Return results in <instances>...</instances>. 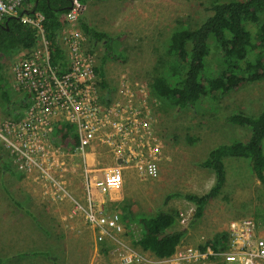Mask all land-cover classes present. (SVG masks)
<instances>
[{"label": "rangeland", "instance_id": "1", "mask_svg": "<svg viewBox=\"0 0 264 264\" xmlns=\"http://www.w3.org/2000/svg\"><path fill=\"white\" fill-rule=\"evenodd\" d=\"M210 2L88 0L83 5V20L92 28L107 33L112 38V49L122 56V60H106L104 75L110 88L107 91L108 104H124L131 98L133 108L141 112L140 117L143 118L142 104L146 100L152 124L149 128L161 146L157 156L160 177L141 180L133 169H125L122 202L105 204L104 215L118 212L125 205L131 207L133 215H150L160 209L183 214L194 212L195 207L183 199L174 198L165 206L164 202L172 194H206L214 183V175L202 169L200 164L209 150L248 137L247 131L229 124L227 117L236 112L256 116L264 105V82L245 85L237 92L193 109L168 107L152 99L150 81L159 60L165 61L171 31L186 25L198 26L207 17ZM85 48L95 54L99 63L102 45L93 47L88 41ZM24 54L25 51L13 52L1 59L2 81L10 92L11 67ZM211 63L214 64L215 60ZM100 93L103 97L106 94L104 90ZM129 95L132 97L128 98ZM11 97L19 100L12 92ZM0 115L3 116L1 110ZM0 155V259L4 264H124L117 249H133L147 260L153 259L149 253L137 249L128 235L119 236L115 241L106 238L96 245L81 213L73 214L75 202L87 205L89 198L98 205L102 204V197L106 200V196L87 188L84 171L115 166V156L107 148L96 145L90 150L88 167L83 165L80 157L68 164L66 185L71 199L66 198L60 204L43 198L31 179L19 181L12 173L3 171V161L9 163L10 160L2 148ZM224 165V188L206 205L203 217L189 228L188 225L181 226L178 220L176 226L168 231L186 230L181 246L199 248L208 245L216 236L226 232L229 222L246 218L254 220L259 234L264 237V186L251 173L248 160L225 159ZM10 166L13 168L11 163ZM132 229L133 235L138 237L140 226L133 223ZM101 246L106 249L102 250ZM44 253L47 255L43 256ZM204 264L227 263L216 259Z\"/></svg>", "mask_w": 264, "mask_h": 264}, {"label": "built area", "instance_id": "2", "mask_svg": "<svg viewBox=\"0 0 264 264\" xmlns=\"http://www.w3.org/2000/svg\"><path fill=\"white\" fill-rule=\"evenodd\" d=\"M26 1L0 0V25L17 19L35 32L36 39L34 47L25 50L22 59L12 65L8 84L12 93L26 97L27 108L19 118L0 116V148L7 153L12 166L23 179L29 178L38 186L43 198L59 204L66 198L71 199L66 185L68 164L80 157L83 165L88 167L89 151L96 145L107 148L115 156L116 165L85 169L84 181L88 189L96 190L101 196L121 193L123 171L128 168L133 169L141 180L158 179L161 170L157 156L161 146L149 128L152 124L147 102L142 104L145 113L142 118V113L133 108L132 95L124 104H108L107 99H102L100 79L95 71L97 59L93 52L86 50L87 39L79 27V5L73 4L60 20V47L67 66L60 74L51 64L44 15L27 12ZM57 124L73 128L76 146L69 145L67 149L60 146L59 140L53 137ZM103 205V202L95 205L88 198L87 205L75 202L73 214L81 213L96 245L106 238L115 241L124 235L136 244L141 229L136 237L133 223H125L118 212L104 215ZM193 213H180L179 224L186 227ZM226 234L229 243L225 251H215L212 244L206 245L203 251L179 245L170 258L153 256L151 260L133 249L117 251L124 264H204L216 259L227 264H264V237L259 234L254 220H233L229 222Z\"/></svg>", "mask_w": 264, "mask_h": 264}, {"label": "trees", "instance_id": "3", "mask_svg": "<svg viewBox=\"0 0 264 264\" xmlns=\"http://www.w3.org/2000/svg\"><path fill=\"white\" fill-rule=\"evenodd\" d=\"M87 1L28 0L25 8L29 13L35 11L44 15L51 64L62 74L67 66L60 47V20L70 11L73 4L79 5L80 30L93 47L101 44L103 48L95 71L100 79V90L106 92L102 99H107L106 102L109 103L107 91H110V88L104 75L106 60H122V56L112 49V38L107 33L92 28L83 20V5ZM206 12V19L198 26L186 25L171 31L165 61L159 60L153 71L150 95L164 106L181 110L193 109L203 106L207 101L212 102L237 92L245 85L264 82V0H211ZM35 40V32L17 19H10L0 25V110L5 116L19 118L27 108V99H12L11 92L2 81L1 59L6 54L31 50ZM212 60H215L214 64L211 63ZM226 120L229 124L247 131L248 137L223 143L209 150L200 167L214 175L211 189L202 196L172 194L164 202L165 206L170 200L177 198L195 207L188 228L203 217L206 205L221 194L226 183L225 159L248 160L251 173L264 186V105L256 116L236 112ZM72 131L73 128L69 125L57 124L53 137L59 140L62 148L67 149L69 145L78 144ZM189 142L193 143L192 140ZM0 158L2 160V155ZM6 161H3V171L12 173L19 181L22 180L23 175L11 168L10 161ZM118 213L125 223L140 226L141 235L136 243L137 249L157 259L173 256L186 235V230L168 232L179 220L180 213L173 210L160 209L150 215H133L131 207L125 205ZM228 243L229 237L223 232L210 244L215 251H225ZM205 246L199 247L200 250H205ZM101 249L106 247L101 246ZM45 255L47 254L44 253L43 256ZM0 264H4L1 259Z\"/></svg>", "mask_w": 264, "mask_h": 264}, {"label": "crops", "instance_id": "4", "mask_svg": "<svg viewBox=\"0 0 264 264\" xmlns=\"http://www.w3.org/2000/svg\"><path fill=\"white\" fill-rule=\"evenodd\" d=\"M18 96V98H21V97H23V96H20V95H17ZM2 115V114H1ZM0 115V116H1ZM2 117H11V116H5V114L3 113V116ZM11 163V162H10ZM12 165V164H11ZM13 167V166H12ZM14 168V167H13ZM15 169V168H14ZM17 174V173H16ZM22 180H23V178H22ZM106 198V200H104V198L102 197L101 198V201L104 203V205L105 204H112V205H118V204H120L121 202H122V195H121V193H113V194H111L110 196H106L105 197ZM101 203V202H100ZM103 205V206H104Z\"/></svg>", "mask_w": 264, "mask_h": 264}]
</instances>
